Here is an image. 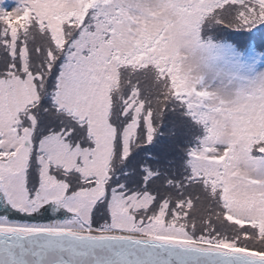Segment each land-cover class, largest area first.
<instances>
[{"label": "snow or ice", "instance_id": "1", "mask_svg": "<svg viewBox=\"0 0 264 264\" xmlns=\"http://www.w3.org/2000/svg\"><path fill=\"white\" fill-rule=\"evenodd\" d=\"M0 264H264V0H0Z\"/></svg>", "mask_w": 264, "mask_h": 264}, {"label": "rangeland", "instance_id": "2", "mask_svg": "<svg viewBox=\"0 0 264 264\" xmlns=\"http://www.w3.org/2000/svg\"><path fill=\"white\" fill-rule=\"evenodd\" d=\"M9 3H11V0H9Z\"/></svg>", "mask_w": 264, "mask_h": 264}]
</instances>
